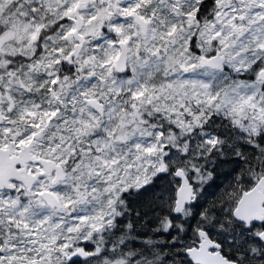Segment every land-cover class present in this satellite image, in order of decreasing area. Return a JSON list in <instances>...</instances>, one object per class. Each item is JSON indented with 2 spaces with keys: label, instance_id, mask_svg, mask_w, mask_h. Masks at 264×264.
I'll return each instance as SVG.
<instances>
[{
  "label": "snow or ice",
  "instance_id": "6c2138e0",
  "mask_svg": "<svg viewBox=\"0 0 264 264\" xmlns=\"http://www.w3.org/2000/svg\"><path fill=\"white\" fill-rule=\"evenodd\" d=\"M0 264H264V0H0Z\"/></svg>",
  "mask_w": 264,
  "mask_h": 264
}]
</instances>
